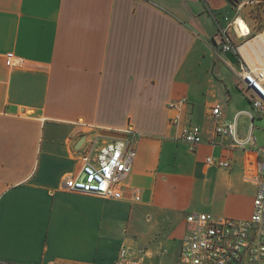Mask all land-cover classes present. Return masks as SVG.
Instances as JSON below:
<instances>
[{
  "label": "crops",
  "instance_id": "obj_1",
  "mask_svg": "<svg viewBox=\"0 0 264 264\" xmlns=\"http://www.w3.org/2000/svg\"><path fill=\"white\" fill-rule=\"evenodd\" d=\"M261 6L256 21L252 6L227 0H0V264H115L125 246L146 247L144 264H181L188 215L249 218L264 181V110L219 31L244 20L251 36L231 32L252 64L245 42L264 39ZM9 52L20 65L7 66ZM216 103L225 120L253 115L238 131L255 143L231 150L216 135ZM187 125L201 128L195 149L180 138ZM126 131L138 155L123 198L64 188L87 149Z\"/></svg>",
  "mask_w": 264,
  "mask_h": 264
},
{
  "label": "built area",
  "instance_id": "obj_2",
  "mask_svg": "<svg viewBox=\"0 0 264 264\" xmlns=\"http://www.w3.org/2000/svg\"><path fill=\"white\" fill-rule=\"evenodd\" d=\"M264 0H240L237 8L243 9L250 5L253 8L261 6ZM228 26L221 27L219 35L223 52H233L240 59L239 76L252 91L253 106L264 110V55L261 57L255 50H263L261 45H253L254 35L245 43L247 49L254 52L256 60L250 64L242 52V45L237 46L232 37L231 29L237 26L241 36H251V30L243 31L239 24L240 19L226 18ZM236 31V30H235ZM237 32V31H236ZM8 67L20 65L14 52L6 54ZM186 102L182 98L171 107L180 108ZM239 111L230 120L222 119L223 107L216 103L211 109V115L216 120V135L230 139L231 150L245 149L249 143H255L252 132L243 138L238 131ZM175 119L174 122H177ZM253 128V125L252 127ZM131 138L116 137L104 143L99 148L94 146L80 156L81 167L77 174L70 175L64 180V188L71 192L93 194L103 198L121 199L124 196V180L132 172L138 155L137 137L132 131ZM181 140L195 149L203 142L201 128L198 125H187L181 135ZM264 152V145L258 148ZM206 163L230 167L229 159H217L213 156L206 158ZM264 163H261L263 168ZM132 196L135 200L140 197L134 190ZM189 229L182 241L181 264H264V181L260 182L253 202V211L249 218L215 217L210 213L194 212L188 215ZM144 249L125 246L121 249L115 264H144Z\"/></svg>",
  "mask_w": 264,
  "mask_h": 264
},
{
  "label": "water",
  "instance_id": "obj_3",
  "mask_svg": "<svg viewBox=\"0 0 264 264\" xmlns=\"http://www.w3.org/2000/svg\"><path fill=\"white\" fill-rule=\"evenodd\" d=\"M230 4L236 6L237 3L240 1V0H227ZM226 56L233 62H237V56L235 55V53L233 52H227L226 53ZM86 138L85 137H82V139L79 141L78 143V149L81 147V145H83V143L85 142Z\"/></svg>",
  "mask_w": 264,
  "mask_h": 264
},
{
  "label": "rangeland",
  "instance_id": "obj_4",
  "mask_svg": "<svg viewBox=\"0 0 264 264\" xmlns=\"http://www.w3.org/2000/svg\"><path fill=\"white\" fill-rule=\"evenodd\" d=\"M261 8H263V7L262 6H258V7H255L254 9H256V11L258 12V11H262ZM261 22H263V21H261ZM257 126H262L263 127L261 130H259L256 133L257 137L259 136L260 142H263L264 141V123L260 124V122H257ZM263 160H264V158H263ZM137 249H144L147 252V249L144 246H139Z\"/></svg>",
  "mask_w": 264,
  "mask_h": 264
},
{
  "label": "bare ground",
  "instance_id": "obj_5",
  "mask_svg": "<svg viewBox=\"0 0 264 264\" xmlns=\"http://www.w3.org/2000/svg\"><path fill=\"white\" fill-rule=\"evenodd\" d=\"M239 24H240V26L242 27V29H243V31H248V26L246 25V23L244 22V21H242V20H240L239 21ZM262 36H260L254 43H253V45H261V46H263L264 45V39L263 40H261L262 38H261Z\"/></svg>",
  "mask_w": 264,
  "mask_h": 264
},
{
  "label": "trees",
  "instance_id": "obj_6",
  "mask_svg": "<svg viewBox=\"0 0 264 264\" xmlns=\"http://www.w3.org/2000/svg\"><path fill=\"white\" fill-rule=\"evenodd\" d=\"M263 14H262V11H256V9L253 11V15H252V17L254 18V19H256V21H258L259 20V18L261 17H263L262 16Z\"/></svg>",
  "mask_w": 264,
  "mask_h": 264
}]
</instances>
